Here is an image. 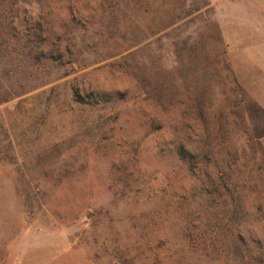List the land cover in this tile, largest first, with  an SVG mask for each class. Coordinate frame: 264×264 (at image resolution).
<instances>
[{
  "label": "rangeland",
  "instance_id": "1",
  "mask_svg": "<svg viewBox=\"0 0 264 264\" xmlns=\"http://www.w3.org/2000/svg\"><path fill=\"white\" fill-rule=\"evenodd\" d=\"M242 11L0 0V264H264V40L243 62L224 33Z\"/></svg>",
  "mask_w": 264,
  "mask_h": 264
},
{
  "label": "crops",
  "instance_id": "2",
  "mask_svg": "<svg viewBox=\"0 0 264 264\" xmlns=\"http://www.w3.org/2000/svg\"><path fill=\"white\" fill-rule=\"evenodd\" d=\"M212 3L216 7L226 8L228 6H233L241 8L243 10V15L240 22L242 23V26H246L245 29H247L249 26L248 22H250V14H252L251 18L253 17V26L251 28L252 30L249 32L244 29H242L241 31H236L237 25L233 24L236 23V20H228L224 25L225 36L232 39L235 46H239L241 48L240 54L244 59V61L243 59L242 61L247 62L249 59L247 58V51L249 49L246 48V45L248 44L246 39L249 38L248 42L250 43L251 40L255 39V35L258 33L259 36L257 37H260L261 40H264V0H212ZM256 29H258L257 33L255 31ZM262 50L263 49L260 48L259 50H257V53H262Z\"/></svg>",
  "mask_w": 264,
  "mask_h": 264
}]
</instances>
